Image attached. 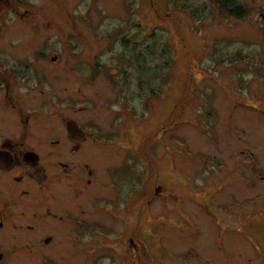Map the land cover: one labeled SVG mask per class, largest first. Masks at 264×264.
<instances>
[{
    "label": "rangeland",
    "instance_id": "rangeland-1",
    "mask_svg": "<svg viewBox=\"0 0 264 264\" xmlns=\"http://www.w3.org/2000/svg\"><path fill=\"white\" fill-rule=\"evenodd\" d=\"M223 3L246 14L231 16ZM1 6L0 62L36 69L34 89L15 91L23 112L0 88V141L31 128L43 184L20 188L74 217L41 221L32 235L57 241L46 259L20 264H264V241L259 256L241 236L231 239L225 213L233 197L236 215L264 216V0ZM67 120L86 130L87 143L48 149ZM22 175L0 174V193ZM14 235L0 231V241Z\"/></svg>",
    "mask_w": 264,
    "mask_h": 264
},
{
    "label": "flooded vegetation",
    "instance_id": "flooded-vegetation-1",
    "mask_svg": "<svg viewBox=\"0 0 264 264\" xmlns=\"http://www.w3.org/2000/svg\"><path fill=\"white\" fill-rule=\"evenodd\" d=\"M8 2L9 0H0V8L2 9L1 5H7ZM34 69L36 68L32 65H23L20 66L19 69H12L6 67L5 64L0 62V88L3 87V90L5 91V100L7 106L9 105L10 109L17 111H21L23 109V106H21L22 104L19 102L18 97H16L15 91L20 84L29 85V87L31 86V80H35V78L33 77L35 73ZM33 86L31 87L34 89ZM35 86H37V84ZM26 118L29 120V117ZM69 121L70 120L66 121V126ZM79 128L82 133L79 136L75 137L77 140L76 143L73 142V138L70 136L66 127L60 128V133H57L55 129L53 131V133L55 134L53 135H59L62 139L64 129V133L67 134L66 136L68 140H51L50 142L45 141L44 143L46 144V147L48 149H55L57 147L66 149L69 147L72 151L79 152L83 144L87 143V139L89 137L87 136V132L85 129L81 128L80 126ZM30 130L31 128H23V130L19 132L21 133V137L16 138V136H14L13 138H4L0 141V154L3 153L6 155H11L13 159V162L9 168L5 169L0 167V174L11 173L16 169H21L24 171V175L20 177H13V180L17 185L16 189H6L4 191L1 190L2 192L0 193V231H4V233L12 231L15 234L14 237L5 239V242L3 239V241H0V262H8L7 264H13V261L15 260L19 261L20 264V261L26 260L29 256H33L32 258L35 259L38 256L39 258L46 259L48 253L44 251H46L48 247L51 248L50 245L54 244V241H57V238L54 236H33V231L38 228L39 224H43L41 223V221H45L44 224H48L51 222L57 224V222L61 221L59 222V224L66 225L68 222H73L72 218H74L71 209L61 210L63 211L61 212L62 214H58L59 212L55 210L54 206L40 204L38 196L31 195L30 190L20 188V185H23V183L27 179H32L39 185L43 184V175L45 169L40 165L41 155L38 150L35 149L33 143L30 144V142H27L28 138L30 137ZM82 138L84 139L82 140ZM58 165L63 168L69 167V165L64 162H59ZM253 175L249 176L250 178L247 177V184H249L250 182L253 183V181H255ZM232 199L230 200L229 204V208L231 210H227L225 212L228 214L227 222L230 226L228 232L232 234L231 239H234L235 235L241 236L246 243L251 244L252 247H255L254 250L258 252L257 255L262 256L260 252L259 241H264V216H262L259 212L255 216H251L252 212L246 214L243 213V215L241 216L236 215L234 209L232 208L235 206L231 205L233 204ZM258 202L259 200L252 199L248 201V204H252L250 205V207L251 209H253V206L257 205ZM238 208H242V204L239 205ZM248 209L250 208L248 207ZM81 214H85V212L81 211ZM78 219L80 218L78 217ZM77 222L80 225H88L87 221ZM41 244L44 245V247L47 246V248L45 247L43 249L40 247H36V245ZM10 245H12L11 248H9ZM24 246L27 247L28 250H31V252L33 253H30L26 255V257H24L25 255H23V253L19 254L16 252L25 248ZM55 247H57V242L55 243ZM40 250L44 251L39 252ZM16 256L17 258L14 259V257ZM29 259L31 258L29 257Z\"/></svg>",
    "mask_w": 264,
    "mask_h": 264
},
{
    "label": "water",
    "instance_id": "water-1",
    "mask_svg": "<svg viewBox=\"0 0 264 264\" xmlns=\"http://www.w3.org/2000/svg\"><path fill=\"white\" fill-rule=\"evenodd\" d=\"M70 136L73 138V142H77L76 140V136H79L82 131L80 130L78 124L74 121V120H70L68 123H67V126H66ZM84 138H82L83 140ZM80 140V141H82ZM79 142V141H78ZM1 153L0 154V167L1 168H9L13 162V159H12V156L11 155H6V154H3Z\"/></svg>",
    "mask_w": 264,
    "mask_h": 264
},
{
    "label": "trees",
    "instance_id": "trees-1",
    "mask_svg": "<svg viewBox=\"0 0 264 264\" xmlns=\"http://www.w3.org/2000/svg\"><path fill=\"white\" fill-rule=\"evenodd\" d=\"M221 6L223 9H226L231 16H238L239 17L240 15L243 16L244 14H246V9L244 7L235 9L236 13H237L236 14L235 12H233L234 9L233 10L229 9L227 7V5H225V3L221 4Z\"/></svg>",
    "mask_w": 264,
    "mask_h": 264
}]
</instances>
